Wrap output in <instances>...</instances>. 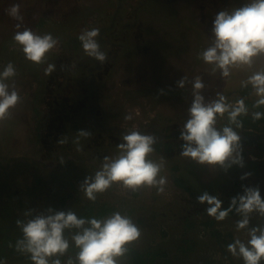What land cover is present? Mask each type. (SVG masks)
<instances>
[{
    "label": "rangeland",
    "instance_id": "obj_1",
    "mask_svg": "<svg viewBox=\"0 0 264 264\" xmlns=\"http://www.w3.org/2000/svg\"><path fill=\"white\" fill-rule=\"evenodd\" d=\"M118 1L0 0V61L9 54L14 57L15 52L23 54L18 46H15L18 50H14L11 44V49L8 45V35L16 31L17 22L5 14V9L18 3L24 25L34 32L40 33L38 31L42 26L38 22L41 17L51 21L53 25L50 23L47 28L53 27L59 44L53 50L55 53L52 51L48 56L62 64V70L56 76L59 80L50 78V81L48 77L43 80L38 76L43 65L37 66L26 59L18 61L19 70L14 79L22 102L12 110L10 119L0 122V155L5 165L28 159L37 169H40L39 166L59 169L63 159L56 157V153L62 150L57 138L65 132H74V121L79 120L83 130L91 132L92 145H88L91 155L99 154L96 145L101 141L121 142L122 129L151 128L157 139L162 136L169 140L175 152L157 151L154 146L155 150L149 158L159 161L163 157L166 160L162 174L168 177V184L165 191L159 194L155 187H142L140 197L144 203L149 204L150 201L157 208L154 213L158 215L151 218L153 222L149 221V225L163 220L170 227L175 221L174 213H177L168 202L175 194L174 180L179 174L186 173L185 169L175 167L171 156L181 151L180 128L193 99L192 80L196 76L202 77L205 84L202 94L206 102L216 99L217 93L233 102L241 96L238 90L241 81L254 72L264 71V56L256 57L250 68H233L227 78H222L219 70L213 72V65L197 59V54L211 44L210 29L216 12L240 7L247 0H133L131 6L127 7L124 3L121 8H118ZM110 23L115 25L109 33L116 42L118 52L116 56H111L113 61L107 70L104 71L103 65L93 69L96 84L91 86L87 77L91 75L88 71L93 62L86 63L88 57L82 47L74 49L70 40L77 38L84 28L101 29ZM47 28L42 30L45 32ZM110 48L112 45L108 44L103 50L109 54ZM9 61L15 64L14 60ZM184 75L189 80L184 88H179L176 82ZM89 94L98 97L89 98ZM249 97L252 102L257 99L254 90ZM91 108H94V114L90 113ZM252 111L260 109H253L251 105L249 113ZM128 113L132 114V120L124 119ZM92 115L96 121L91 118ZM78 116L81 118L76 119ZM223 118H218L217 125L224 121ZM96 122L101 123L102 128L95 127ZM52 125L58 126L56 132L52 131ZM92 128L95 130L91 131ZM104 129L111 132L103 133ZM51 134L54 135L52 145H47ZM162 134H171V137L167 139ZM102 151L107 152V149ZM80 161L86 167L93 165L89 159ZM94 166V170H98V165ZM202 169H205L204 174H208L207 168L203 166ZM209 169L213 173L214 167ZM79 176L80 179L86 177L84 173ZM220 185L214 184L215 187ZM109 189L131 195V189L119 183H114ZM183 205L193 208L190 204H180L176 209H184ZM168 246L173 248L175 244L170 241Z\"/></svg>",
    "mask_w": 264,
    "mask_h": 264
},
{
    "label": "clouds",
    "instance_id": "obj_2",
    "mask_svg": "<svg viewBox=\"0 0 264 264\" xmlns=\"http://www.w3.org/2000/svg\"><path fill=\"white\" fill-rule=\"evenodd\" d=\"M5 14L17 22L12 36L13 46H18L27 61L37 66L44 65L48 54L57 48L59 39L52 33L40 34L26 27L18 3L5 9ZM210 32L211 44L197 54L198 60L213 65V72L219 70L222 78L229 77L233 68L252 67L256 57L264 56V0H247L240 7L219 10ZM99 37L100 29L93 27L82 29L77 38L84 55L103 65L108 53L101 49ZM55 70V64L47 63L44 75L50 76ZM16 76L17 70L11 61L0 70V122L10 119L12 110L22 102L14 79ZM188 80L189 77L184 75L176 82L177 86L184 88ZM249 85L257 97L252 108L264 107V71L254 72L241 81V87ZM204 88L202 77L196 76L192 80L193 99L180 128L179 139L183 143L179 156L200 165H219L225 169L233 164L243 167L241 137L231 125L241 127L242 122L238 118L249 116V107L243 98L229 102L220 93L216 99L206 102L202 94ZM225 115L228 124L218 128V118ZM124 119L132 120L133 116L128 113ZM251 119H264V112L252 111ZM90 136L91 132L80 129L74 142L79 145L81 137ZM120 141L116 153L103 157L98 170L80 183L85 199L95 203L98 194L106 192L114 183L133 191L141 187H155L158 194L165 191L168 177L162 172L165 171L166 160L163 157L159 161L149 158L155 150L157 137L133 128L123 133ZM80 150L77 147V151ZM248 175L250 173H245L241 179ZM242 187L243 192L232 197L227 208L222 207L223 201L218 196L207 191L201 192L196 201L206 203V214L217 222L225 221L235 211L241 217L235 228L237 231L248 229V239L244 242L234 237L233 242L227 244L226 251L242 259L243 264H261L264 261V225L249 227V224L253 213L264 217V197L258 186ZM23 217L15 221L22 237L16 240L14 248L20 254H27L33 264H61L60 257L70 247L66 231L75 230L72 231L71 242L79 249L76 264H119V258L128 252L127 245L142 235V230L131 217L120 211L97 218L78 216L71 209L64 211L49 207L43 211L27 209ZM9 247L13 245L10 243ZM0 264H6V261L0 259ZM67 264H74L71 257Z\"/></svg>",
    "mask_w": 264,
    "mask_h": 264
},
{
    "label": "crops",
    "instance_id": "obj_3",
    "mask_svg": "<svg viewBox=\"0 0 264 264\" xmlns=\"http://www.w3.org/2000/svg\"><path fill=\"white\" fill-rule=\"evenodd\" d=\"M235 131L241 137V147L242 152H244V155L241 152L244 160L243 167L235 164L227 169L219 165L211 166V168L214 167L212 173V170L209 169L210 166L200 165L188 158L180 157V151L175 154L176 156H171L175 162V167L186 171V173L176 176V180H174L175 194L173 200L168 201L170 205L173 204L170 208L177 210V213H174L173 216L175 224L180 226L182 219L194 220L200 224L197 223L194 227L187 229H182V227L172 228L170 226L168 234L163 236L159 226L160 222L156 225H149L148 222L152 221V216L148 221L139 224L135 220L133 222L142 230L140 239L134 241L138 248L142 250L164 248L170 255V264H243L242 259L233 257L226 251L227 244L233 242L234 237H238L244 242L248 239V229L237 231L235 228L236 221L241 217L233 211L225 221H216L214 226H205L202 222L212 219L205 212L208 205L196 201V197L201 192L207 191L218 196L223 201L222 207L227 208L230 199L243 192L242 186H258L264 194L263 144L261 145L250 135L248 139H244L241 129L240 131L235 129ZM253 133L251 135L260 132L254 130ZM172 152H175V150L173 149ZM26 160L24 162L15 161L11 165H5L4 169H0V259L5 260L6 264H33L27 254H20L14 248L16 240L22 237L15 221L23 219V213L27 209L43 211L51 207L65 211L73 202V198L68 199L65 204L62 201L63 196L69 194L65 185L69 181V177L62 175L63 166L59 169H51L49 166L43 169L41 166L36 165L40 167V169H37L30 163V160ZM201 166L207 168L208 174H204L205 169H202ZM245 173H250V175L241 179ZM177 177L183 180L182 184L178 182ZM254 177L259 179L256 180ZM260 178H263V180L260 181ZM216 183H221V185L215 187L214 184ZM142 189V187L138 189L139 194L135 200L143 203L144 201L140 197ZM132 191H130L131 195L129 197L132 196ZM262 193L261 195L264 197ZM149 204L154 205L150 201ZM180 204H190L189 206L193 208L188 209L187 206L184 207L183 205L184 209H176L177 205ZM194 204L198 205L200 211L193 210ZM257 225H264V217H258L257 214L253 213L249 227ZM214 229L219 230L222 236L219 237L214 234ZM72 231H66L65 236L69 239L70 247H73L74 250L69 247L67 253L60 257L61 264H67L69 257L76 264L75 257L79 250H76L74 243L71 242ZM224 237L229 240L227 244L223 242ZM170 241L175 244L173 248L168 246ZM10 243L13 245L12 248L9 247ZM128 262L129 257L119 258V264H128ZM261 264H264V261H261Z\"/></svg>",
    "mask_w": 264,
    "mask_h": 264
},
{
    "label": "trees",
    "instance_id": "obj_4",
    "mask_svg": "<svg viewBox=\"0 0 264 264\" xmlns=\"http://www.w3.org/2000/svg\"><path fill=\"white\" fill-rule=\"evenodd\" d=\"M38 23H39L38 25H41L42 27L47 28V26H49L51 21H49L48 18L41 17ZM51 25L53 24L51 23ZM53 31H54L53 27L51 28L48 27L47 31H45L44 33H52V35L54 36L55 33ZM13 34H14V31H11V33L8 35V38H9L8 45L11 44L14 50H18L16 47L13 46V42H12ZM4 42L6 43V40ZM77 43L80 46V43L78 41L76 42V44ZM8 45H7V49H8ZM11 45H9V49H11ZM78 45H75V46L77 47ZM87 83L92 86V84L89 83L88 81ZM238 90L240 91L241 96L235 98V100L243 98L247 106L248 107L251 106L253 104V102L251 101L249 97L253 90L251 88V85H249L246 88L241 87L240 85ZM228 101H230V99H228ZM260 111L264 112V108L263 107L260 108ZM223 119L224 121H222L221 124L217 125L218 128L222 127V124L224 126L228 124L227 115H225ZM238 119L242 122V126L239 128H236L235 127L236 125H231V126L234 128V130L236 129L240 131L241 129L242 133L244 134L243 136L244 139H248L249 135L254 134L253 129L257 130L260 133L264 132V119L253 121L251 119L250 113H249V116H241ZM80 124H81L80 122L74 121L72 123V127L75 131L71 133L65 132L60 137L57 138V142H59L60 140L65 141L64 143L59 142L62 150L61 152L56 153V157L63 159V162H61V166H63L64 170H63V174L62 172L61 174L69 177L68 178L69 181L65 183L66 189L69 191V194L68 196H65V195L63 196V199H62L63 204H65L68 199L73 198V202H72L73 204L71 203L70 207L66 208L65 211L71 209L74 212H76L78 216H82V217L95 216L97 218L107 217L111 215V213H113L114 211H120L123 215L131 217L133 221L136 220L137 224L142 223L144 221H148V219H150V216H152V218L157 216L158 214L154 213L155 210L157 209L155 208L154 205L144 203V202L142 203L140 201L135 200L136 196L139 194V190L132 191V196L129 197L127 195L120 194L117 191L115 192V191L108 189L106 192L102 194H98V197L95 203L84 198L83 193L78 186L84 179L83 178L80 179L79 175L84 173V177H85L90 174H94L95 173L94 169L96 167L94 165L96 164L98 165V167H100L103 157L114 155L117 150L116 146L119 142L115 140L113 141L110 140L104 143L101 141V143H98L96 145V149L98 150L99 154L94 153L93 155H91L90 152L88 151L90 144L92 145V143L90 142V137H87V138L81 137L79 145H77L74 142L78 135V130L84 129L83 126H81ZM132 129L133 128L126 129V130L125 129L120 130L121 136L123 133L130 131ZM92 130H95V129L92 128L91 131ZM138 130L146 134L153 133L151 128L147 129L144 127ZM104 132H110V130L104 129L103 133ZM176 136L178 137L179 134H177ZM170 137H171V134L166 135L167 139H169ZM257 141L261 143V145L263 144L262 147L264 148V136H261L259 140ZM182 143L183 141H181L179 145H181ZM154 146L157 151L166 150V152H168L170 150H173V148H171L172 144L169 143V140L166 141L162 136L159 137V139H157ZM77 147H79L81 150L77 151ZM103 148L107 149V152L105 151L101 152V149ZM52 154H55V153L52 152ZM242 154L244 155V152H242ZM81 159H86V160L89 159L90 161H92L91 163H93V165L91 167H86L84 164L81 163L80 161ZM1 168L4 169L5 164H3L1 155H0V169ZM177 180L178 182H181V184L183 183V180L180 177H177ZM171 206H173V204ZM193 206H194V209H193L194 211L195 210L200 211V208L198 207V205L194 204ZM158 210L160 211V209ZM215 222L216 220L212 218V219H209L207 222L206 221L202 222V224L205 226H209V225L214 226ZM197 223L198 225L200 224L199 222H196L194 220L188 221L186 219H182L180 226H177L175 224V221L171 222L170 226L172 228L182 227V229H187V228L194 227L195 225H197ZM159 226H160V229L162 230V235L163 236L167 235L169 232L168 229L170 227L166 226L165 221L162 220L159 223ZM213 233L219 237L222 236L221 232L217 229H214ZM223 236H225V234H223ZM228 241L229 240H227L226 237L223 238V242L225 244H227ZM70 248L74 250L73 247H70ZM127 248H128V252L124 255V257H129L128 264H170L171 263L170 255L168 251L164 248H151L149 250H142L136 246L135 242L128 244ZM75 249L79 250L78 248H75Z\"/></svg>",
    "mask_w": 264,
    "mask_h": 264
},
{
    "label": "flooded vegetation",
    "instance_id": "obj_5",
    "mask_svg": "<svg viewBox=\"0 0 264 264\" xmlns=\"http://www.w3.org/2000/svg\"><path fill=\"white\" fill-rule=\"evenodd\" d=\"M124 3H126L128 6L127 7H129V6H131L132 5V3H133V0H119L118 1V4H119V6H118V8H121V7H124L125 6V4ZM141 4H142V2H141ZM142 7V5H140V8ZM115 17L117 18V14L115 13ZM114 23V21L112 22V24ZM115 26V25H114ZM114 26H112L111 25V23L109 24V26L108 27H104V28H101V29H104V30H101L100 29V37H99V43L101 44V46L103 47V48H101L102 50L106 47V46H108V44H110V45H112V48H110V50H109V54H108V59H107V61L103 64V68H104V71L105 70H107L108 69V67H109V65H110V63H111V61H113V58H111V56H116V54H117V52H118V49H117V51H116V42L114 41V39L111 37V32L109 33V31L111 30V28H113ZM107 28V29H106ZM43 29V27L38 31V32H40V34H42L44 31L42 30ZM104 31H105V33H104ZM75 40H76V42L78 41L79 43H80V46H81V42L78 40V38H76V37H72L71 38V40H70V44H71V46L75 49V48H79L80 46L78 45V43L76 44V42H75ZM72 42H73V44H72ZM75 42V43H74ZM75 45H78L77 47L75 46ZM68 49H70V47H67ZM118 48H120V45L118 46ZM107 52V51H106ZM53 54L55 53L54 51L52 52ZM15 55H14V57L13 56H10V54L8 55V56H6V57H3L2 58V60L0 61V68H1V70H2V68H3V66L4 65H6L8 62V60H14V62H15V68H16V70L18 71L19 70V68H18V63H20V62H22L25 58H24V55L23 54H21V55H19L20 53L19 52H15L14 53ZM17 55H19V56H17ZM51 56L49 55V56H47V61H46V63L40 68V70H41V73L39 72V78H42V79H44V78H46V77H48L49 78V80L51 81V79L52 80H54V79H56V80H59V77H56L57 76V74H59V71L60 70H62V69H60V68H62V64L60 63V61L58 60V62H56L55 60H54V58L52 59V58H50ZM18 61H20V62H18ZM85 61V60H84ZM27 61H25V63H26ZM92 63L93 62V65H91V66H89V73H91V75H90V77H87V81L89 82V83H91L92 84V86L93 85H95L96 84V82H95V79H96V77L94 76V71H93V69L94 68H100L102 65H101V63L99 62V61H96V60H94L93 58H86V63ZM47 63H53V64H55L56 65V70L50 75V76H45L44 75V68L47 66ZM106 66V67H105ZM102 71V70H101ZM101 76V75H100ZM51 78V79H50ZM58 78V79H57ZM58 84V83H57ZM91 96H94V97H98L97 95H95V94H89L88 95V97L89 98H91ZM90 113L91 114H94V108H91L90 109ZM48 114V113H47ZM52 114V113H51ZM50 115V114H49ZM53 118H54V116H53ZM81 118V116H78L76 119H80ZM91 118H93V120L94 121H96L95 120V118L96 117H94V115H92L91 116ZM78 122H80L79 120H78ZM97 124L95 125V127H97V128H102V127H100L102 124L101 123H99V122H96ZM60 126H61V124H59ZM63 127V126H62ZM58 130V126H56V125H52V131L53 132H56ZM51 131V132H52ZM111 132V131H110ZM164 137H166V135L165 134H162ZM261 136H264V132H262V133H256L255 135H250V137L251 138H254L255 140H259V138L261 137ZM52 138H54V135L53 134H51L50 136H49V141L50 142H48L47 143V145H52Z\"/></svg>",
    "mask_w": 264,
    "mask_h": 264
},
{
    "label": "built area",
    "instance_id": "obj_6",
    "mask_svg": "<svg viewBox=\"0 0 264 264\" xmlns=\"http://www.w3.org/2000/svg\"><path fill=\"white\" fill-rule=\"evenodd\" d=\"M134 127H136V126H134Z\"/></svg>",
    "mask_w": 264,
    "mask_h": 264
}]
</instances>
